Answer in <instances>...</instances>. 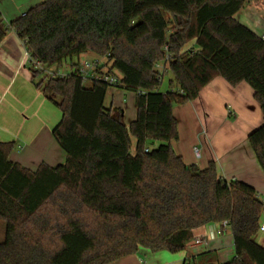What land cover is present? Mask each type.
<instances>
[{
	"label": "trees",
	"instance_id": "obj_1",
	"mask_svg": "<svg viewBox=\"0 0 264 264\" xmlns=\"http://www.w3.org/2000/svg\"><path fill=\"white\" fill-rule=\"evenodd\" d=\"M245 2L42 0L8 23L0 12V43L15 33L33 84L60 110L51 134L65 154L63 163L31 171L9 159L14 142H0V264H113L141 249L177 254L198 229L223 223L234 246L224 264H264L254 240L264 200L250 185L220 178L213 162L188 166L172 149L173 106L194 101L215 78L244 82L263 116L247 141L264 174V41L234 19ZM85 54L107 56L103 67L116 85L84 86ZM66 66L64 76L47 74ZM165 74L172 79L162 93ZM110 88L135 94L128 126L121 108L104 105ZM190 259L184 264H218L213 251Z\"/></svg>",
	"mask_w": 264,
	"mask_h": 264
},
{
	"label": "crops",
	"instance_id": "obj_2",
	"mask_svg": "<svg viewBox=\"0 0 264 264\" xmlns=\"http://www.w3.org/2000/svg\"><path fill=\"white\" fill-rule=\"evenodd\" d=\"M41 1L0 0V11H17L26 5L28 10ZM239 12L234 19L258 35V29L253 24L255 17L246 15L245 11L242 15ZM89 56L93 54L81 55L79 62L87 60ZM26 61L23 43L13 31H9L0 43V142H14L15 148L9 159L35 171L41 163H45L37 155H44L46 151L47 143L41 141L48 139L46 132L52 125L51 102L44 97L42 87L36 88L33 84ZM167 77L168 81L172 79L171 74ZM122 92L120 89L111 90V99L108 105L105 100V107L120 108L117 104L113 105V96ZM123 94L125 97L133 94L135 100L134 93L125 91ZM172 114L178 133V140L172 143V149L185 165L205 169L213 162L220 178L244 182L264 200V174L247 141L248 135L262 125L263 116L249 85L243 82L232 87L222 78H215L200 91L197 99L173 106ZM195 148L199 152L198 158L194 154ZM63 159L65 157L59 161ZM198 236L205 237V244L195 247L190 242L183 251L172 254L173 257L165 260L164 257L156 258L159 260L156 263L184 264L191 257L211 251L218 264H224L234 257L233 239L227 228L222 230L221 225L212 224L198 229L194 238ZM254 240L264 248V233H258ZM147 254V250L141 249L137 254L113 264H140L141 257H149Z\"/></svg>",
	"mask_w": 264,
	"mask_h": 264
},
{
	"label": "rangeland",
	"instance_id": "obj_3",
	"mask_svg": "<svg viewBox=\"0 0 264 264\" xmlns=\"http://www.w3.org/2000/svg\"><path fill=\"white\" fill-rule=\"evenodd\" d=\"M27 8H29L28 5H26V7L24 9H22V8L20 10L17 9V11H10V12L4 11L5 13L0 11L2 14V18H3L4 23H8L9 21L14 20L13 18H15L16 16H19L22 13V11H26ZM244 11L246 12L245 13L246 15H250V16L255 17L253 24H255L254 27H256V29H258L257 32H258V36H259L264 29V0H246L244 7L242 8V10H240L239 14L242 15V13H244ZM16 12H18V13H16ZM15 14H17V15H15ZM163 15H164L166 20H170V16L168 14H163ZM86 59H88L89 61L97 62V64L99 66H102V67H99V69H103L104 68L103 66L107 62V56L99 57V56L93 55V56L87 57ZM75 61L76 60H74V62ZM68 69H69L68 66L62 67L60 69V72L63 74V76L66 75V73L68 72ZM158 69H159V71H163L162 67H160ZM167 76H168V74L164 75L162 84L159 87V90L162 93H165L168 90V77ZM38 80L39 79H37V81ZM84 86L90 87L91 83L86 82V83H84ZM113 89H115L116 91H118V89L123 91L121 94L113 96V105L117 104L122 109V111H123V122L126 126H128L129 122L131 120H133L135 118V115H136L134 95L129 94L130 96L125 97V95L123 94V93H125V90H123L121 88H110V89H108L107 95L105 98L107 105L111 99V97H110L111 96V90H113ZM53 100H55L56 102H60V98L55 97V96L53 97ZM50 106H51L50 116L52 118V125L49 126V129H47L46 137L48 139H50L51 142L46 138L44 140H42L41 143H44V142L47 143L46 151H45L44 155H42V154L37 155L40 158V161H44L45 162L44 164H46V165L50 164L49 166H51L53 164L58 165V164L63 163L64 159H63V161L61 160L62 162L59 160H60V158L62 159V157H65V154L61 151V149L59 148L58 144L56 143V141L54 140V138L51 134L52 128L60 120L61 113H60L59 108L55 104H53L52 102H51ZM133 149H134V144H133L132 152H133ZM44 159H46V161ZM57 165H55V166H57ZM51 167H54V166H51ZM3 237H4V223L2 221H0V241L3 240ZM203 240H205L204 236H203ZM148 253L149 254H147V255L149 257L146 256L145 257L146 259H143V257H141L142 260H141L140 264H152V263L157 264L156 262H159V260L158 259L156 260V258H158V257H164L163 260H165V258L167 259L168 257H173L172 254H170L168 252H162L163 254H155V253L153 254V253L148 251Z\"/></svg>",
	"mask_w": 264,
	"mask_h": 264
},
{
	"label": "built area",
	"instance_id": "obj_4",
	"mask_svg": "<svg viewBox=\"0 0 264 264\" xmlns=\"http://www.w3.org/2000/svg\"><path fill=\"white\" fill-rule=\"evenodd\" d=\"M260 39L264 41V29L259 35ZM27 61L28 62V55L26 53ZM37 68H40L39 65L37 64ZM99 66L97 62L95 61H89L87 60H81L78 63V74L84 81V83H94V82H102L106 83L108 85L114 86L117 83V78L115 76L109 75L107 73V67H104L103 69H99ZM47 74H50L52 76H63L61 72H57L56 74H51L50 72H47ZM146 151V150H145ZM194 154L198 158L199 157V152L198 149H194ZM221 227H226V224L223 223ZM259 232L264 233V219L262 220L260 227H259ZM205 244L203 240V236H198L193 239L192 246H200Z\"/></svg>",
	"mask_w": 264,
	"mask_h": 264
}]
</instances>
